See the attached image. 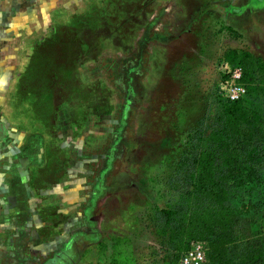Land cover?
Wrapping results in <instances>:
<instances>
[{"label": "rangeland", "instance_id": "374dc122", "mask_svg": "<svg viewBox=\"0 0 264 264\" xmlns=\"http://www.w3.org/2000/svg\"><path fill=\"white\" fill-rule=\"evenodd\" d=\"M93 1L15 0L1 9L3 30L11 15L40 20L45 7L49 20L11 40L1 34L0 264H123L114 237L130 240L134 264H164L147 224L168 197L164 137L177 148L204 116L222 92L229 51L264 59V0H155L134 19L127 44L85 56L81 79L96 86L63 110L41 48ZM248 87H264L263 70ZM260 226L264 236V218Z\"/></svg>", "mask_w": 264, "mask_h": 264}, {"label": "trees", "instance_id": "16d2710c", "mask_svg": "<svg viewBox=\"0 0 264 264\" xmlns=\"http://www.w3.org/2000/svg\"><path fill=\"white\" fill-rule=\"evenodd\" d=\"M93 2L89 11L70 14L51 35L49 47L45 43L41 48V59L52 63L42 72L48 83L60 89L58 103L63 110L84 101L80 99L85 86H96L81 79L78 67L85 56H99L105 46L127 44L134 19L151 10L155 0ZM227 28L234 30L230 25ZM226 60L243 68L242 82L247 87L252 73L264 72V59L238 49L229 51ZM221 77L226 80L229 75ZM262 90L264 87H248V94L237 101H229L222 90L204 116L187 130L180 146L171 144V135L164 137L159 158L166 167L163 193L168 197L164 204L154 205L153 215L147 218L164 250V264H179L191 242L197 240L207 242L209 264H264L260 226L264 218ZM114 241L115 254L125 257L123 264H134L130 240L114 237Z\"/></svg>", "mask_w": 264, "mask_h": 264}, {"label": "built area", "instance_id": "2783aa9c", "mask_svg": "<svg viewBox=\"0 0 264 264\" xmlns=\"http://www.w3.org/2000/svg\"><path fill=\"white\" fill-rule=\"evenodd\" d=\"M225 74L229 75L222 85L225 97L229 101H237L248 94V87L242 82L244 70L239 65L226 63L223 67ZM207 243L205 241H192L190 248L183 253L179 264H207Z\"/></svg>", "mask_w": 264, "mask_h": 264}, {"label": "crops", "instance_id": "0c3cea01", "mask_svg": "<svg viewBox=\"0 0 264 264\" xmlns=\"http://www.w3.org/2000/svg\"><path fill=\"white\" fill-rule=\"evenodd\" d=\"M14 1L13 0H6L5 4L1 5V0H0V16H1V9H3V10H5V8L10 9V7L14 6ZM20 1H21V4H19V6L23 7L24 6V4H23L24 0H20ZM244 1H246L248 3V6H253L256 4L255 3L256 0H244ZM44 9L45 10L43 12V17H41L40 20L37 18L36 14L33 15V17H31V16L26 17L25 22H21L22 18L17 20L15 18V15L14 16L11 15L10 20L7 21V27H5L4 30L1 29V21H0V43H1V40H3L1 37L2 33L5 35L4 40H9V39L11 40L13 38V36H20L21 30H22V32L25 31V32L32 33V32H35L36 30L39 29V26H38L39 24L41 25V28L44 26L46 27L48 24V20H49V16H48L49 11L47 10L46 7ZM11 13H13V11ZM16 28H18V29H16ZM20 39H21V37H20ZM0 190H1V181H0ZM0 200H1V197H0ZM0 214H1V212H0ZM9 230H11V229L6 228L4 230V232H7ZM0 233H1V222H0ZM13 241L14 240H12V239L7 240L9 245L14 246V248H15V244ZM4 247H5L4 249H6V244H4ZM15 258H17V257H15ZM20 258H21V256H20ZM26 263H27V261H26Z\"/></svg>", "mask_w": 264, "mask_h": 264}]
</instances>
